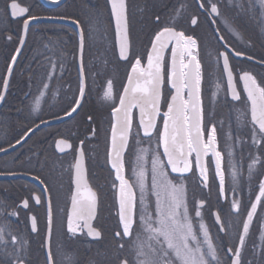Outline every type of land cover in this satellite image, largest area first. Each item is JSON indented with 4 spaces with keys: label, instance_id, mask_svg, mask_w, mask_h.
<instances>
[{
    "label": "snow or ice",
    "instance_id": "snow-or-ice-1",
    "mask_svg": "<svg viewBox=\"0 0 264 264\" xmlns=\"http://www.w3.org/2000/svg\"><path fill=\"white\" fill-rule=\"evenodd\" d=\"M52 4H60L61 0H50ZM111 4V16L115 20L116 39L119 45V56L127 60L130 72L127 75V83L122 88V93L117 97L113 95L111 80L107 83L104 92V100L112 105L114 123L111 126V141L108 151V162L115 172L113 187L117 188L118 223L119 230L114 233L117 238L116 247L119 250L116 264H252L245 261L244 250L246 239L250 234V228L254 218L259 221L260 240L264 243V219L258 218V210L264 211V179L258 180V191L254 194V200H250V206L242 209V201L233 199L230 211L234 217L222 220L219 213H215V222L220 227L218 232L229 234L230 229L236 230V243L230 245L217 244L210 235L208 227L202 219L198 222V230L194 228V217L190 215L185 180L189 179L185 174L196 176L199 173L200 185L209 186V167L214 162V179L219 180V195L225 194V173L223 169V153L218 149L217 129L214 124L205 126L204 107L201 96L202 72L201 42L199 38L186 34L184 30H178L177 20L181 17L184 5L174 10L173 18L169 24L160 28L151 40V50L146 53L147 63L142 65L139 56H130V39L128 23L127 0H109ZM250 5L253 0H249ZM264 9V0H258ZM243 7V5H240ZM9 15L13 19L23 17L22 29L18 39V47L15 54L10 57V63L6 75L0 84L3 92H0V101L4 100V93L9 87V80L13 73V66L17 62L21 48L26 43L30 25L42 17L32 15L29 9L22 7L11 0L8 5ZM199 8L208 13L212 23H216V17L220 16L217 3L213 0H199ZM43 19H69L67 17H43ZM159 16L156 21H159ZM79 27V22L72 20ZM198 18H190V24L196 26ZM227 27V25H226ZM79 35V48L84 50L85 31L81 29ZM223 40V36L219 37ZM237 38L240 37L237 34ZM8 41L13 35L7 36ZM224 51L216 50L215 64L220 66L222 59V74L227 76V91L231 93L233 101H241L246 94L247 110L237 113L236 120L240 130L247 135L254 148L264 153V78L258 80L257 76L247 70H236L230 64V56L243 57L248 61L264 66V58L257 59L242 51L233 50L225 42ZM170 51V61L166 60L165 53ZM209 57L212 53L207 54ZM80 84L78 86V98H73L70 104L63 109L66 117H72L73 113L81 108V101L85 98L86 82L83 59L81 58ZM234 72L238 75L234 76ZM242 82V92L237 91V83ZM168 86L172 91L166 97L164 88ZM217 92L221 90V83L215 84ZM48 85H43L39 97L35 98L32 112H39L40 100L43 99ZM118 100V105L116 101ZM138 110V123L136 124V136H132L133 124L136 117L133 110ZM166 109V110H162ZM57 120L62 117L57 114ZM91 119V117H89ZM47 124L48 121H41ZM40 125L29 128L22 134V138L16 140L17 144L25 142L31 134H34ZM140 130L143 136L152 142L155 134V149L139 147ZM206 137V138H205ZM130 138L135 141V150L126 166L125 153L129 152ZM235 140L241 145L246 141L241 135ZM228 141H233V135L228 134ZM72 145L65 139L56 142V147L61 152ZM83 145V141H81ZM229 157L230 175L232 178V191L236 192L237 171L231 163L233 144L226 145ZM162 149V151H161ZM0 148V152H6ZM213 157L214 160L206 158ZM150 159L151 167H147ZM85 151L79 149L78 158L72 167L75 169V191L71 195V209L67 213V233L72 239L80 235H86L95 240L102 238V233L94 226L93 221L97 216L98 195L89 184L84 166ZM261 162V156H251L248 165V180L253 179L255 166ZM171 173L179 174L172 177ZM129 172L130 175L125 173ZM150 172V183H149ZM34 180L38 179L36 176ZM118 181V185L115 183ZM41 184L46 182L39 181ZM45 186L41 195H34L30 199L22 201L21 208L30 210V201L36 205L42 203V199L49 193ZM250 190V195H251ZM154 197V201L151 199ZM203 201L194 202L192 211L195 217H201ZM47 231L42 248L44 249L45 264H57L56 253L52 248V200L46 199ZM6 216L19 218V210L0 213ZM31 231L36 233L38 218L30 217ZM15 246L18 237L13 235L7 225L0 226V250L7 259H0V264H26V260L20 255L24 250V243L20 248L7 250L8 243ZM255 252V249H253ZM264 255V250H262ZM66 264H73L70 255L65 256Z\"/></svg>",
    "mask_w": 264,
    "mask_h": 264
},
{
    "label": "flooded vegetation",
    "instance_id": "flooded-vegetation-1",
    "mask_svg": "<svg viewBox=\"0 0 264 264\" xmlns=\"http://www.w3.org/2000/svg\"><path fill=\"white\" fill-rule=\"evenodd\" d=\"M195 2L197 4V14L200 18V22H202L197 32L199 35V41H205V43L200 41L202 72L204 75L201 91L204 107V124L205 126H210L212 124L216 126L218 149L223 153L225 189H228V194L226 193L222 197L220 195L218 196L217 194L219 180L218 178L214 179V162L209 167V186L207 188L200 185L199 173H197L196 176H192L191 173H187L185 175L189 177V179L185 180V184L187 188L189 212L190 215L194 217L195 229L198 230V222L202 219L203 223L208 227L210 235L214 238L215 243L230 245L236 243V230L230 229L229 234L218 232L219 226L215 222L214 214L219 213L222 220H227L231 217H234L236 214L230 211L231 201L233 199L241 200L242 209H246V204L248 203L249 198L233 196L234 192L231 190L233 187L232 178L230 175L231 169L229 168V157L227 155L228 149L226 145L228 143L233 144V154L237 153L245 156L250 151H255L257 154L263 153L259 152L257 148L252 146L251 140L247 135H245L243 139L246 141L245 145L247 144V147L249 148H243L242 146L241 150L235 149V145L237 144L235 137L239 133H235V130L240 131L236 120L237 115H218L222 112H228L231 109L245 110L247 109V105L245 102L246 94L242 95L241 101L234 102L230 100L225 76L220 71V69H222V59L220 61V69H218L215 64V56L217 49L224 51L223 44L226 42L233 50L242 51L248 55L256 57L257 59L264 58V9L260 7L258 0H253L251 5L249 0H224V11L219 9L220 16L216 17V23H212V19L209 18L208 13L199 8V4L196 0ZM213 2H215V0H213ZM240 5H243V7ZM237 34L240 37L239 39L237 38ZM220 36H223V42H221L219 38ZM209 52L212 53L211 57L207 55ZM97 57L98 65L101 70L107 69L110 64H112L114 68H117V70L119 69L120 65H124L127 75L131 70L128 61H120L116 44L115 52H100L97 53ZM165 58L166 60L170 61V51L165 53ZM130 59L131 49L129 60ZM146 61L147 59L144 63L142 62V65H146ZM230 64L236 70L243 69L251 72L257 76L258 80L264 78V66L256 64L255 61H248L244 58L239 60L237 57L230 56ZM205 75L207 76L206 78ZM235 75H238V73L234 72V76ZM218 81L221 83V90L214 97L213 93L217 92L215 84ZM236 87L237 91L242 92V82L237 83ZM170 91H172L170 87L166 86L164 88V94L166 97ZM53 104L55 107V101ZM3 106L0 108V148L8 150L17 143L16 140L14 142L12 141L13 133L10 132L9 129L11 130L14 124L13 122L9 121L7 116H5L6 114L5 111H3ZM133 112L134 116L136 117L134 123L136 122L137 124V110L134 109ZM35 127L36 126L33 128ZM133 130L134 135L136 136L137 128L135 127V124H133ZM40 132L34 134L15 152L0 157V176H26L32 179L34 176H36L38 178L36 180H43L46 182V185H42L43 187L47 186L49 188L50 191L47 195L51 197L52 206L53 204L56 206L58 213L61 215V219L64 217L65 223V225H63L59 230H55L56 232L54 231V222L52 224V248L53 252L56 253L57 264H66L65 256L68 255L72 257L73 264H89L90 262H93L92 259L95 258V256L104 258L106 253L111 250L116 253L115 257H117L119 250L116 247L117 238L114 236V233L119 230L117 215L118 189L113 187L115 172L111 169V165L108 162V157L106 159V151L103 152L101 160L95 167V170L90 171V176L86 164L88 182L98 195L97 216L94 226L101 231L102 238L99 240H92L86 235H80L76 239H72L71 234L67 233V213L70 211L71 195L74 192L73 167L71 180L68 182L63 174H59V177L56 175V165L58 161H67L73 154L74 158L76 159V152L81 143L74 148L73 144L69 142L72 145L71 152L68 154L59 155L56 151L57 141L53 145L48 139H42L40 137ZM230 132L233 135V141H228V134ZM19 138H22V136ZM139 139H145L144 147L150 150V157L151 149L156 147L155 134L153 135L152 142L149 143V138L144 137L143 131L140 130ZM134 150L135 148H133L127 160L125 159L126 166L128 165L131 154ZM206 159L214 160V158L211 156ZM231 163L235 166V170L237 171V179L239 181L235 187L251 185L258 186V180L264 179V173L262 172L256 179H252V181L249 182L247 178L243 177V173H245L246 169L243 166H240V164L238 165L236 163L235 157L233 156L231 157ZM147 167L149 169L151 167L150 159ZM125 174L130 175V173L127 171ZM170 175L175 177L179 174L170 172ZM115 183L118 185L119 182L116 181ZM42 191L43 188L41 186L27 180H0V213L11 212L14 209L19 210L18 219L16 217L0 214V226L7 225V228L12 232V234L18 237L17 244L13 246L9 242L7 245V250L11 251L13 247L19 249L20 244L24 243V250L20 252V255L26 260V264H45L44 249L41 245L47 231L46 196L43 197L42 203L40 205H36L35 201L31 200L30 210L21 208L23 200L30 199L34 195H41ZM152 198L153 197H151V199ZM199 201L204 202L203 207L201 208L202 215L201 217H195L192 207L194 202ZM258 214L259 219H264V211L258 210ZM33 215L38 218L39 231L36 233L31 231L30 217ZM253 225H256V227ZM4 247V245H0V250L4 249ZM253 249H255V252ZM262 250H264V243H262L260 240L259 221L256 223L253 221V224L250 228V234L246 239V247L243 253L245 261H251L252 264H264V255L261 254ZM0 259H7V257L3 255L2 251H0Z\"/></svg>",
    "mask_w": 264,
    "mask_h": 264
},
{
    "label": "trees",
    "instance_id": "trees-1",
    "mask_svg": "<svg viewBox=\"0 0 264 264\" xmlns=\"http://www.w3.org/2000/svg\"><path fill=\"white\" fill-rule=\"evenodd\" d=\"M10 2L11 0H0V81L5 77L10 57L15 54V49L18 47L17 37L22 29L21 21L15 22L10 19L8 14ZM16 2L28 8L30 14L42 18L63 16L69 18L68 20L75 19L79 22L81 29L85 31L83 65L86 78V96L82 108L72 120L41 131L40 137L48 139L53 145L56 141L65 139L71 142L74 148L83 141L90 176V171L95 170L103 152L106 151L107 159L110 149V129L113 124L112 105L103 98L107 83L111 80L113 95L118 97L122 93V88L127 79V71H125L124 65H120L118 70L112 64L105 70H101L98 65L97 53L115 52L114 32L107 0H68L56 10L47 9L40 0H16ZM215 3L219 9L224 11V0H215ZM181 5H184V10L176 22L178 30H184L186 34L199 38L197 32L202 22H200L197 14L195 0H127L131 42L130 60L133 59V56H139L142 62H145L146 53L150 50L154 34L170 23L174 10L179 9ZM157 16L160 18L159 21H156ZM193 16L198 18L196 27H192L190 24V18ZM8 35H13L11 41H8ZM200 41L205 43L204 40ZM78 44L79 36L70 27L36 24L30 28L3 106L5 116L14 124L13 128L9 129L13 133V142L22 136L27 129L40 124L42 120H55L57 114L64 117L63 109L70 104L74 97L78 98V86L80 84L77 67ZM217 68L220 69V66ZM44 84L48 85V89L43 99L40 100L39 112H32L34 100L39 97ZM1 91L2 84H0ZM116 103L118 105V100ZM239 111L241 110L231 109L218 115L233 116L237 115ZM134 124L136 127V122ZM237 132L244 138L245 134L242 130H235V133ZM132 136L135 137L134 130H132ZM141 140L142 143L139 144V147L145 148V139ZM242 146L249 148L247 144L241 145L237 142L235 149L241 150ZM135 147V141L130 138L129 152L125 154L126 160ZM255 155H260L261 161L264 163V153L257 154L255 151H250L245 156L237 153L232 155L235 157L236 163L246 169L243 177L247 179L248 165L251 163V156ZM74 161V154L67 161H58L56 175L59 177V174H63L70 182ZM262 172L264 173V167L257 164L253 179H256ZM236 189L237 191L233 193V196L248 197L249 201L246 205L249 207L250 200L254 199V194L258 191V186L236 187ZM226 193L228 194V189H225ZM217 194L219 196V188ZM154 199L153 197L152 200L154 201ZM256 222L258 219L254 218V223ZM62 223L65 225L64 220ZM253 226L256 227V225ZM115 255L116 253L111 250L106 253L104 258L97 256L91 258L93 262L89 264H115Z\"/></svg>",
    "mask_w": 264,
    "mask_h": 264
},
{
    "label": "water",
    "instance_id": "water-1",
    "mask_svg": "<svg viewBox=\"0 0 264 264\" xmlns=\"http://www.w3.org/2000/svg\"><path fill=\"white\" fill-rule=\"evenodd\" d=\"M67 1H68V0H61L60 4H52V3L50 2V0H40V2L43 4L44 7H46L47 9H52V10H56V9L62 7ZM196 1H197L198 4H199V0H196ZM107 3H108V7H109V10H110V14H111V4L109 3V0H107ZM8 11H9V8H8ZM9 16H10V15H9ZM111 18H112V23H113V28H114V35H115L116 49H117V53H118V56H119V45H118V43H117V39H116L115 20H114V18H113L112 16H111ZM10 19H11L12 21H20V20L23 19V17H20V18H17V19H13V18L10 17ZM36 24H55V25H63V26H67V27L72 28L77 34H78L79 31L81 30L80 25H79V27H77L76 24H73V23H72V20H68V19H64V20L51 19V20H50V19H43V18H42V19H40V20H38V21H33L32 24L30 25V28L33 27V26H35ZM30 28H29V30H30ZM78 36H79V35H78ZM129 39H130V38H129ZM221 42H223V41L221 40ZM25 44H26V43H25ZM24 47H25V45L23 46V48H21V51H20L19 56H17V62H16V64L13 66V72H14V70H15V68H16V66H17V63H18V61H19V59H20V57H21V55H22V53H23ZM130 49H131V48H130ZM150 50H151V48H150ZM150 50H149V51H150ZM129 57H130V56H129ZM81 58L83 59V53H81L80 48H79V44H78V57H77V67H78V72H79V69H80V66H81ZM119 58H120V56H119ZM237 58H238L239 60H242V59H243L242 57H237ZM120 61H121V62H126L127 60H122V59H120ZM146 63H147V61H146ZM221 64H222V61H221ZM84 74H85V73H84ZM12 75H13V73H12ZM12 75H11L10 80H9V85H10V81H11ZM224 76H225L226 83H227V76H226V74H224ZM79 77H80V72H79ZM85 82H86V78H85ZM8 88H9V87H8ZM7 91H8V89H7ZM7 91L4 93V100H3V101H0V108L3 106V103L5 102L6 95H7ZM2 92H3V89H2ZM85 96H86V93H85ZM229 98H230V100H232V99H231V93H230V92H229ZM84 100H85V98H84ZM84 100L81 101V108H82V105H83ZM232 101H233V100H232ZM234 102H238V101H234ZM81 108H79V109L77 110L78 113H79V111L81 110ZM138 115H139V114H138V110H137V119H138ZM76 116H77V113H73V116H72V117H66V116H65V117H62V119H60V120L55 119V120L48 121L47 124L42 123V124H40V127L36 129V131H35L34 134L40 132L41 130H43V129H45V128H49V127H53V126H56V125L63 124V123H65V122H67V121L72 120V119L75 118ZM113 121H114V118H113ZM34 134H31V135L29 136V138H28L25 142H23L22 144H16L15 146L9 148L6 152H1V153H0V157H3V156H6V155H8V154H11V153L15 152L17 149H19L21 146H23V144H25V143H26V142H27V141H28V140H29ZM68 143H69V142H68ZM69 144H71V143H69ZM61 147L64 148V151H63V152H61V151H60L59 149H57V147H56V151H57V153H58L59 155L68 154V153H70L71 150H72V147H71V148H66V147H64L63 145H61ZM81 147H82V145L80 144L79 147H78V149H77V152H76V159L78 158V155H79V149H80ZM76 159H75V161H76ZM74 164H75V163H74ZM84 166H85V169H86V175H87L86 159L84 160ZM74 176H75V169L73 168V181H74ZM13 179H23V180H27V181L33 182V183H35V184L41 186L42 188H44L43 185H42L38 180H34V179L29 178V177H26V176H12V175H9V176H0V180H1V181H4V180H13ZM87 179H88V177H87ZM73 188H74V191H75V185H74V183H73ZM47 196H48V195L46 194V199H47ZM70 209H71V204H70ZM95 220H96V219H95ZM95 220L93 221V224H94ZM52 224H53V219H52ZM217 225H218V224H217ZM218 226H219V225H218ZM219 227H220V226H219ZM89 238H90V237H89ZM90 239H92V238H90ZM92 240H95V239H92Z\"/></svg>",
    "mask_w": 264,
    "mask_h": 264
},
{
    "label": "rangeland",
    "instance_id": "rangeland-1",
    "mask_svg": "<svg viewBox=\"0 0 264 264\" xmlns=\"http://www.w3.org/2000/svg\"><path fill=\"white\" fill-rule=\"evenodd\" d=\"M53 209V222H54V227L57 229H60L63 225L62 220H64V217L61 219V215L58 213L56 206L53 204L52 206Z\"/></svg>",
    "mask_w": 264,
    "mask_h": 264
}]
</instances>
